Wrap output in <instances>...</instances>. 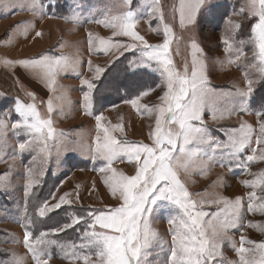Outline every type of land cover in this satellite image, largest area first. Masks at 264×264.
I'll return each instance as SVG.
<instances>
[{
    "label": "snow or ice",
    "instance_id": "1",
    "mask_svg": "<svg viewBox=\"0 0 264 264\" xmlns=\"http://www.w3.org/2000/svg\"><path fill=\"white\" fill-rule=\"evenodd\" d=\"M125 10H106L99 18H93L88 22L102 25L105 29L112 30V37H126L125 41H116L112 37L101 38L88 35V47L92 52L107 55L112 50L132 51L138 53L130 61L129 68L132 70L146 67L157 72L160 83L156 87L162 89L158 97L160 103L155 105H144L141 109L138 101L141 97L148 96L155 90L154 87H146L126 103H130L140 115L154 116V127L149 133L151 144L134 143L126 139L120 140L112 133L123 132L122 125L112 128L101 124L103 117L96 115L97 135L94 145L89 149L92 159L103 161L98 171L105 173L104 185L114 199L119 200L118 206L108 207L106 210H88L85 215L70 214L69 221L60 224L54 229L40 231L39 235L33 236L31 228L34 221L27 215L28 197L32 194L34 186L40 184V177L44 175L43 169L37 170L34 166L39 160L46 162L51 150L56 147V141L63 133H57L52 119L56 111L54 101L64 103L67 101L66 92L55 95L60 88L57 77L66 73L69 69L76 70L79 63L67 56H56L51 53L43 54L30 60L16 62L20 67L30 71L39 80L48 92L46 102V113L42 114L36 103L34 93H28L31 103H24L16 98L13 105L4 113H0V162H6L4 149L7 147V131L11 127L14 134L24 135L27 139L19 143V155L30 150L31 159L26 172L25 196V220L22 226L25 228L23 243L30 254L33 264H49L53 258V247L59 249L57 258L69 261H80L82 264H154L152 259L155 247L163 245L159 234L151 227V214L158 203L162 207H168L171 226L169 235L171 244L168 249L166 264H220L218 256H222L221 247L224 238L232 229L242 227L245 205L241 197L234 200L227 197H217L213 200H195L193 195L206 194L190 193L181 180L180 174H189L193 168L206 167V161L214 160L216 148L227 147V155L238 158L252 143L255 130L250 125L242 124L239 129H230L232 133L226 142H217L210 135V130L204 127L203 114L205 109L211 110L213 119H223L225 115H231L228 105L232 103L231 97L238 95L248 97L253 91L252 80L248 78L247 90L237 93L223 92L210 86L207 76V65L204 60L203 50L195 40L190 42V68L188 62L184 64L183 70H179L173 60L171 45L175 38L173 29L164 23L163 9L160 0H151L146 10H134L132 0H122ZM210 3V0H178L173 5V12L179 14L181 28L196 23L197 14ZM14 12L28 11L41 19L48 15L51 8L56 6V0H11L3 5ZM81 7L78 0L72 10V22L79 21L78 9ZM235 15H245L254 19L250 26V36L247 40L239 41L240 45L249 44L252 48V66L257 68L264 80V0H244ZM145 16H156L163 24V42L150 45L143 36L135 30L140 19ZM53 18V17H50ZM68 19V17H59ZM229 25L233 33L241 26L238 23ZM17 28L21 25H17ZM26 29L30 24H24ZM151 28V24H150ZM159 34V33H158ZM37 36L41 33L37 32ZM222 43L225 52L229 53L228 63H234L246 55L243 47L233 48L237 43L232 37H224ZM235 51L233 59L231 53ZM123 53H121L122 55ZM178 54V50H177ZM6 65H12V61H5ZM91 69V61H88ZM104 71L100 67L94 70L95 77L99 78ZM82 86L87 91L83 92L86 114L90 111L93 98L92 91L95 85L86 79L81 80ZM224 100L223 109L217 104ZM237 103L243 104V100ZM241 110H246L241 108ZM15 115L16 119H12ZM264 115V111L256 113ZM7 116L11 123H6ZM257 146H264V122H260L259 135L256 136ZM209 144L212 153L205 151L201 145ZM253 155H247L246 162L264 161V147L260 148V155H255L256 149H252ZM12 160L17 158L13 153ZM128 162L134 164V174L128 175L117 171L112 165L117 162ZM248 163L241 162L242 167L247 169ZM221 166H224L221 163ZM256 179L245 181L244 186L252 189L248 194V213H259L264 215V195H257L256 189H264V171L252 174ZM9 173L0 174V189L7 187ZM221 181H217L220 183ZM69 193H64L54 204L50 200L57 199L54 193L37 206L36 213L39 218H45L49 213L61 208L62 205L71 204L68 200ZM78 198V197H77ZM256 201H260L256 203ZM223 205L214 212L204 210V204ZM84 222L86 228L83 230L80 242L64 243L50 238L75 225ZM249 227L264 231L259 224L249 222ZM252 247L246 248L245 245ZM233 250L239 257V264H264V243H256L241 236L240 247ZM252 253L251 258L247 256ZM10 264H25V257L11 254ZM94 257V259H93ZM0 264L5 262L0 261Z\"/></svg>",
    "mask_w": 264,
    "mask_h": 264
},
{
    "label": "rangeland",
    "instance_id": "2",
    "mask_svg": "<svg viewBox=\"0 0 264 264\" xmlns=\"http://www.w3.org/2000/svg\"><path fill=\"white\" fill-rule=\"evenodd\" d=\"M9 2L11 0H0V113L10 109L16 98L26 104L31 103L28 93H34L39 110L42 114L47 115L46 104L42 102H46L49 96L53 94L48 92L30 71L20 67L16 62L37 58L46 53L67 56L79 61L75 71L69 69L57 77L60 88L55 95L58 96L64 91L67 95V101L64 103L54 101L56 111L52 114V119L56 132L64 135L55 142L56 147L51 150L47 161L41 163L38 160L34 166L37 170L42 168L44 175L40 177V184L34 186L32 194L27 198L28 201L37 188L43 185V179L49 175L50 178L59 181L52 192L57 199L50 200V203H56L64 193H69L66 198L71 201L70 205H62L60 209L47 215L51 217V215L54 216V214L59 213V216L64 219L61 224L69 221L70 214L83 216L86 213L71 209L64 210L66 206L91 207L101 210L118 206L119 200L111 196L103 183L106 174L98 171L104 162L94 161L92 153L89 151L94 145V139L97 135L94 117L101 115L103 117L101 124L104 127L112 128L116 125H122L123 132L115 131L112 133L120 140L126 139L129 142L151 144L149 133L154 127V116L140 115L130 103L125 101L135 98L146 87H154L153 92L139 99L138 105L143 109L144 105L159 104L158 97L162 94V89L156 87L160 83L157 72L146 67L135 70L129 68L130 61L134 57H138V53L123 49L118 51L114 49L107 55L102 52L97 53L95 49L92 52L89 51L87 43L89 33L94 37L109 38L112 37V30L88 21L99 18L108 9L113 11L125 10L122 0H78L79 5H81L78 9V22H72V10L75 8L77 0H56V6L51 8L48 15L42 19L28 11L14 12L12 9L5 8L3 5ZM150 2L151 0H132L131 6L134 10H146L147 4ZM177 3L178 0H160L164 23L171 26L175 36L171 50L176 67L182 71L184 64L188 62L190 68L191 49L189 45L192 40H195L203 50L208 81L212 88L235 94L238 91L247 90L246 73L248 78L252 80L253 91L250 96L233 95L231 97L232 103L228 105L231 115H225L223 119H213L211 110L207 108L203 114L204 127L210 130V135L215 141L226 144L228 137L232 134L229 130L239 129L242 124H246L255 130L252 143L238 158L227 155L229 151L227 147L216 148L215 152L212 153L209 144L201 145L205 151L214 155V160L206 161L203 172L201 168H193L189 174L183 172L180 174L181 180L190 193L206 194L193 195L192 198L195 200L204 199L207 201L217 197H227L232 200L236 197L242 198L245 205L243 226L228 232L222 243V256L216 258L220 264H239V257L233 250V246L240 247L241 236L256 243H264V231H258L256 228L248 226L251 222L264 227V215L246 211L248 194L252 189L244 186L245 181L250 182L256 179L252 174L264 171V161L248 163L245 160L247 155H253L252 149L255 148V155L259 156L260 148L264 147L257 146L255 143L256 136L259 135L260 122H264V115L259 117L256 115V113L264 111V98H260L257 93V87L262 85L263 80L258 69L252 66L251 45L239 44V41L247 40L250 36V26L254 19L247 18L246 14H233L239 11L244 0H210V3L206 4L197 14L194 25L181 28L179 14L173 12V5ZM59 17H68V19ZM229 20L241 26L235 33L231 30ZM24 24H30L31 27L26 29L23 27ZM17 25H21V27L17 28ZM135 30L150 45L163 42V24L156 16H145V18L140 19ZM37 32L41 35L37 36ZM224 37H232L237 42L233 48L243 47L246 55L234 63H228L229 53L225 52V46L222 43ZM112 38L116 41L138 43L129 41L126 37ZM121 53L123 54L121 55ZM235 54V51L231 53L233 59ZM6 60L12 61L13 64L6 65ZM88 61H91V69L88 67ZM118 66H124L123 72L129 80L114 74L112 80L115 82L110 83L107 87H109L112 97L114 96L112 93L116 92L113 100L119 97H124V100L120 99L119 101L122 102L107 106L103 103V92L96 95V91L101 80L107 79ZM96 67L104 69L99 78L95 77L94 70ZM110 69V74L106 75ZM82 79L89 80L95 85L92 91L91 115L85 112L83 92L87 91V88L82 86ZM97 96H100L99 101L103 106L99 111L94 109V101H96ZM241 100H243V104L237 103ZM224 106V100L217 104L220 109H223ZM241 108L246 110H241ZM4 119L6 123H11L7 116ZM12 119H16L15 115L12 116ZM26 139L27 137L24 135L14 134L13 129L9 127L7 147L4 149L6 162H0V174L9 173L6 181L7 187L0 189V261L5 262V264H10L13 253L25 257V264H33L23 243L25 228L22 226L25 220L26 172L31 155L35 154L26 150L22 156L19 155V143ZM14 152L17 153V158L15 160L8 158ZM242 161L248 163L247 169L242 167ZM85 162L87 164L84 165ZM221 163L224 166H221ZM112 167L128 175L134 174V164L126 161H117ZM217 181L221 182L217 183ZM256 192L258 196L264 195L262 188L258 187ZM259 202L256 201V203ZM222 207L223 205L218 204H204V210L209 212H214ZM33 208L27 206V215L31 218ZM35 211L36 209L34 213ZM169 218V208L162 207L158 203L150 217L151 227L159 234L164 243L162 246L155 247L152 257L154 264H166L168 259V249L171 244ZM85 228L86 224L82 221L73 228L57 235H50V238L64 243L76 242L78 244ZM31 231L33 233V226ZM63 234L65 236H62ZM245 247L250 248L252 246L246 244ZM52 252L53 258L49 264H82L80 261L57 258L59 249L55 247H53ZM252 255V253L247 254L249 258Z\"/></svg>",
    "mask_w": 264,
    "mask_h": 264
},
{
    "label": "trees",
    "instance_id": "3",
    "mask_svg": "<svg viewBox=\"0 0 264 264\" xmlns=\"http://www.w3.org/2000/svg\"><path fill=\"white\" fill-rule=\"evenodd\" d=\"M124 67V66H123ZM123 67L122 66H118L114 69L113 72H111V69L108 71V73L106 75H109L111 72V75H109V77L105 80H101V83L96 91V95H98L100 92H103L102 94V98H103V103H105L107 106H111L114 105L116 103L122 102L124 100V97H119L116 100H113V97L116 95V92L114 91L112 94H114V96L112 97V95L110 94L111 91H109V87H107L110 83L115 82L114 80H112V78L114 77V74H117V77H122L123 79H127L129 80V78L126 77V75L123 72ZM123 72V73H121ZM151 76V75H150ZM153 78V76H151ZM107 80V81H106ZM117 80V79H115ZM112 81V82H111ZM262 85L257 87V93L258 96L260 98H264V80L261 83ZM256 93V91H255ZM120 99H122V101H119ZM100 96H97L96 101H94V109L96 111H99V109H102L103 106H101L100 104ZM254 106V105H253ZM87 164L86 162L84 163V165ZM43 185H41L40 188H37L36 192H34V195L29 198V203L28 205L31 207H34L32 210V219L34 221L33 224V235L37 236L39 235L40 231H48L51 229L56 228L58 225H60L64 219L61 218V216H59V213H57L56 215L54 214V216L51 215L47 216L43 219L39 218L36 211L34 213V210L37 209V206L39 204H41L44 200L48 199L50 197V195L52 194L54 188L56 187V185L59 183V181H57V179H52L49 177V175H47L44 179H43ZM59 180V179H58ZM49 190V192H48ZM67 209H71V210H78L81 212H87L88 210H101V209H96V208H79L76 206H66L64 208V210ZM36 234V235H35ZM62 236H65V234H63Z\"/></svg>",
    "mask_w": 264,
    "mask_h": 264
}]
</instances>
